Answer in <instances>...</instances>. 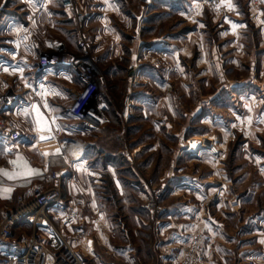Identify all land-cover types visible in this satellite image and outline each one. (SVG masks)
<instances>
[{
    "label": "rangeland",
    "instance_id": "rangeland-1",
    "mask_svg": "<svg viewBox=\"0 0 264 264\" xmlns=\"http://www.w3.org/2000/svg\"><path fill=\"white\" fill-rule=\"evenodd\" d=\"M93 1L80 0L87 11ZM105 1L117 33L116 39L108 36L106 41L114 48L119 41V52L109 57L106 73L98 78L99 56L90 48L88 69L99 84L100 103L106 100L108 108L100 109V129L80 137L93 142L89 155L103 150L123 163L116 179L103 174L111 218H121L128 230L124 238L115 224L111 243H130L143 263L150 264L157 256L150 247L156 229L167 223L165 213L173 209L180 213L176 225L189 221L184 244L195 234L207 236L204 264H238L244 256L264 264V0H230L231 9L223 0H179L170 13L161 8L162 15L149 21L144 18L151 11L148 0ZM10 2L0 0V12ZM19 3L15 9L27 27V39L21 32L16 41L21 50L39 48L41 56L50 46L54 52L82 53L58 35L48 14L33 9L26 21L28 12ZM79 11L84 12L78 7L74 13ZM74 13L68 22L71 28L78 25L77 43L85 38L92 47L90 31L85 22L75 24ZM18 118L28 129L25 138L34 134L41 153L61 154V144L77 137L58 135L53 128L40 132L33 116ZM41 135L54 138L41 140ZM152 199L163 209L160 214L148 208ZM136 212L153 220L140 227ZM176 240L173 244L181 249L182 241ZM98 250L100 264H122L114 263L102 244Z\"/></svg>",
    "mask_w": 264,
    "mask_h": 264
},
{
    "label": "crops",
    "instance_id": "crops-1",
    "mask_svg": "<svg viewBox=\"0 0 264 264\" xmlns=\"http://www.w3.org/2000/svg\"><path fill=\"white\" fill-rule=\"evenodd\" d=\"M8 1L11 2L4 7L3 10L5 12H0V71L5 82H7L8 95L17 96L20 102L21 109L18 117L31 118L33 116L31 106L33 104H40L46 116L49 118L55 116L57 118L56 124L52 125L56 134L74 135L77 137L68 138L65 141L66 143L61 144L64 145L63 152L57 155L55 152L51 153L50 151H45L48 155H43L39 148H37L36 142H34V134L32 135V133L29 134L28 139L24 136L23 141L19 144L3 149L0 158V170L17 174L26 172L30 167L36 171L28 175H14L12 178L9 175H5V171H0V206H10L17 194L28 193L33 184L42 183L49 172L53 170V167H59V170L63 173L70 171L77 176V181L69 180L68 178L64 180V197L66 199L76 197L82 203L80 205V220L75 225L70 226L68 230L84 260L86 257H89L90 261L100 264L103 257L99 253L98 246L102 244L107 249L106 252L114 256V263L144 264L141 254L130 243H120L117 245L111 243L115 239V224H118L123 229L122 234L124 238L127 237L128 230L124 227V223H121V218L119 220L118 218H111L112 211L109 209V196L108 193L106 194L108 182L103 178V174L108 172L113 179H116L117 170L123 168V163L120 160L106 157L107 153L103 150H101L98 156L88 154L93 142H85L81 137H88L94 134L97 129L87 124H75V118L67 110L69 102L73 97V89L80 84L77 72L71 68L40 70V59L48 54L55 53L51 51L52 48L50 46H48L49 52L41 56L37 55L39 48L24 46L23 50H21L16 46L17 39L21 38L20 33L25 34L27 27L22 23L25 21H21L20 11L15 9L16 0ZM71 1L73 3L71 7L65 6V4L63 6L62 0H20L21 3L17 6L23 5V11L25 13L28 12L25 14L26 18L24 17L26 21L27 16L32 14L31 10L33 9H36L38 13L48 14L47 19L49 21H47L52 24L59 36L71 42L76 51L80 49L77 43L76 27L78 25L74 11L78 7L80 10H84L86 14L84 22L88 31H90L89 35L93 43L91 48L93 49V53L99 56V64H97L99 70L96 73L99 78L100 74H104L107 71L106 64L110 60L109 57L113 53L119 52V41H115L117 43L115 48L112 45L110 46L108 41H106L108 36L114 39L117 38V33L113 31L110 24V16L107 14V11L111 10L109 8L110 3L108 4L104 0V2L99 4L97 0H94L87 11V6H84L80 0ZM179 3V0H148L147 6L149 9L151 8V11L144 18L149 21L161 16L164 11H161V8L167 9V13H170ZM41 5L44 6L42 7ZM97 11L100 12L97 13ZM73 13V20L77 26L71 28L72 22L68 21H70L69 19H71ZM24 37H26V34ZM95 57L97 58V56ZM4 67H8L10 70L5 72L2 70ZM12 67L23 68V79L19 72L11 71ZM66 77H71V79H67ZM26 84H30L31 87L26 86ZM41 84L50 90H54L56 93L49 94L46 97L50 106L48 109L43 108L44 101L38 95ZM30 90H34L35 92L33 96L35 98L34 102L30 101V97H32L29 93ZM104 102L106 103V100ZM105 103L104 107L108 108ZM25 109L29 110V115L24 114ZM118 117L123 120V115L119 114ZM68 121L73 122L69 123ZM56 125H59V127ZM27 130L25 127V134ZM13 161L16 163H12ZM116 185H118L119 189L121 188L120 182ZM102 189L104 193L100 192ZM138 212H136L134 219L140 227L147 226L153 220L151 217L146 218V220ZM165 214L167 223L160 225L158 228L161 234L159 237L161 238V245L173 244L175 238H178L176 241L184 242L188 238L189 229L187 227L190 226L189 221L176 225L174 220H176V217L180 213L172 209ZM188 216L184 211L182 215L183 219L187 221ZM177 226L180 228L176 232ZM202 236L204 239L207 237L205 234Z\"/></svg>",
    "mask_w": 264,
    "mask_h": 264
},
{
    "label": "built area",
    "instance_id": "built-area-1",
    "mask_svg": "<svg viewBox=\"0 0 264 264\" xmlns=\"http://www.w3.org/2000/svg\"><path fill=\"white\" fill-rule=\"evenodd\" d=\"M66 6L73 5L71 0H62ZM218 1V0H214ZM254 4L258 0H253ZM86 14L77 12L76 20L82 24ZM82 53L65 51L55 52L41 58L40 70L71 68L78 74L80 84L73 89L67 110L77 120L99 129L104 116L100 109L99 84L88 69L90 44L82 38L78 41ZM31 96L34 90L29 91ZM104 104V103H103ZM21 109L17 96L8 95L7 82L0 71V158L3 149L19 144L25 136V122L19 119ZM77 181V176L61 170L49 172L45 180L33 186L28 193H19L10 206H0V264H86L75 241L65 231L81 218L78 198L66 199L63 194L64 180ZM160 191L155 196L159 200ZM148 208L162 212L152 199ZM160 220H158V223ZM29 230V233L27 231ZM159 229L151 244V251L157 256L150 264H204L205 241L202 234H195L188 242L161 245ZM238 264H254L250 256L239 259Z\"/></svg>",
    "mask_w": 264,
    "mask_h": 264
},
{
    "label": "snow or ice",
    "instance_id": "snow-or-ice-1",
    "mask_svg": "<svg viewBox=\"0 0 264 264\" xmlns=\"http://www.w3.org/2000/svg\"><path fill=\"white\" fill-rule=\"evenodd\" d=\"M224 4L226 7H228L229 9L233 8L234 5H232V3L230 2V0H223ZM42 7L44 5H41ZM219 7V5L217 6ZM231 23V21H230ZM233 30H235V28L237 27V25L233 24L232 25ZM19 31V30H17ZM25 39H27V37H25ZM17 46H19V42H17ZM3 71L8 72L10 69L8 67H4L2 68ZM12 72H19L21 75V78L23 79V68H19V67H12L11 68ZM67 79H71V77H66ZM26 86L31 87L30 84H26ZM40 91L38 93V95L43 99L44 103H43V108L48 109L50 106L48 104V101L46 99V97L49 94H56L54 90H50L48 88H46L43 84H41L40 86ZM32 110H33V120L34 123L37 126V130L40 132H48L51 133L52 132V125L56 124V120L57 118L55 116H52L51 118H49L48 116L45 115V113L42 111L41 105L40 104H33L31 106ZM24 114L25 115H29V110L25 109L24 110ZM249 122H250V118H249ZM57 127H59V125H56ZM54 138L52 136H44L41 135L40 139L44 140V139H51ZM57 152H59V149L56 150ZM43 155H48V153H42ZM12 163H16L15 161H13ZM0 171H5V170H0ZM36 170L31 169L30 167L28 168V170L26 172L23 173H17V174H11L5 171V175H9L10 178H12L14 175H28V174H32L34 173ZM262 242H264V240H262Z\"/></svg>",
    "mask_w": 264,
    "mask_h": 264
}]
</instances>
